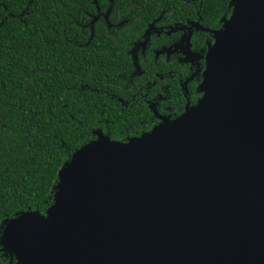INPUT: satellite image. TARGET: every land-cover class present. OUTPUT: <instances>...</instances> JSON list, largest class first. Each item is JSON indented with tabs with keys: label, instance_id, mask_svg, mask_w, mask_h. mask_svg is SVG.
<instances>
[{
	"label": "water",
	"instance_id": "water-1",
	"mask_svg": "<svg viewBox=\"0 0 264 264\" xmlns=\"http://www.w3.org/2000/svg\"><path fill=\"white\" fill-rule=\"evenodd\" d=\"M230 10L217 31L191 26L213 40L197 106L81 146L45 215L1 223L18 264H264V0ZM190 38L175 51L198 60Z\"/></svg>",
	"mask_w": 264,
	"mask_h": 264
},
{
	"label": "trees",
	"instance_id": "trees-1",
	"mask_svg": "<svg viewBox=\"0 0 264 264\" xmlns=\"http://www.w3.org/2000/svg\"><path fill=\"white\" fill-rule=\"evenodd\" d=\"M230 1L0 0V225L20 212L45 215L61 167L81 146L139 137L197 106L212 34L191 26L219 30ZM189 34L200 67L190 73L175 51ZM174 53L185 60L167 61ZM171 71L189 75L156 76ZM166 83L173 116L145 98Z\"/></svg>",
	"mask_w": 264,
	"mask_h": 264
},
{
	"label": "flooded vegetation",
	"instance_id": "flooded-vegetation-1",
	"mask_svg": "<svg viewBox=\"0 0 264 264\" xmlns=\"http://www.w3.org/2000/svg\"><path fill=\"white\" fill-rule=\"evenodd\" d=\"M184 2H189L190 0H183ZM115 3V0H108V4L110 6L113 7ZM98 9H100V12L102 11V8L100 6H98ZM229 9V8H228ZM163 13H166V12H173L171 9H167V10H163L162 11ZM229 10L227 11L226 14H228ZM199 14V12H198ZM197 21V20H195ZM190 22V21H188ZM183 25V24H181ZM181 32V31H179ZM182 35V34H181ZM212 42L213 40L212 39H208L207 42H206V47L208 48V43ZM181 49V48H180ZM179 49V51H181ZM184 48H182L183 50ZM170 51V50H169ZM175 57V59L179 62V61H184V57H183V54L181 53H174L172 54L169 58H167L166 60L167 61H170L171 58ZM185 65H187V68L189 69V73L192 71V69L194 68V66H196L198 69H200L199 66H197V60H194L193 58L190 59L189 63H185ZM145 73V71H144ZM189 74H186L185 77H187ZM156 76L160 77V78H165L164 80H170L171 78H173L174 76L180 78L182 77V74H175L174 71H171L169 72L168 74H160V73H156ZM200 74L198 73V76L199 77ZM185 77H182V78H185ZM180 78V79H182ZM179 79V80H180ZM194 81L198 82V79H195ZM155 85V83H151V82H148L147 83V87H145V89H151V87ZM197 86V85H196ZM196 86H195V89H196ZM170 84L169 83H166L165 85H162L160 87V91L156 92L155 94L153 95H150L148 96L147 94L145 95V98L147 101H154L156 103V106H157V109L159 110L160 113H162L163 115H171L173 116L174 113H172V110H173V104L171 102V90H170ZM140 91L143 90V88H140L139 89ZM0 264H18V261L17 259L13 261V259H11L10 257H8L6 254H4L3 252H0Z\"/></svg>",
	"mask_w": 264,
	"mask_h": 264
},
{
	"label": "rangeland",
	"instance_id": "rangeland-1",
	"mask_svg": "<svg viewBox=\"0 0 264 264\" xmlns=\"http://www.w3.org/2000/svg\"><path fill=\"white\" fill-rule=\"evenodd\" d=\"M211 42L209 41L208 45L210 44ZM56 191H54L55 193ZM0 243H2V238L0 237Z\"/></svg>",
	"mask_w": 264,
	"mask_h": 264
}]
</instances>
